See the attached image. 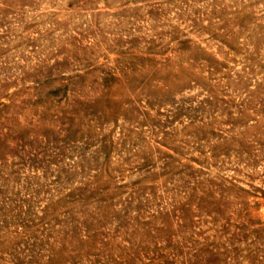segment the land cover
<instances>
[{"label": "rangeland", "instance_id": "1", "mask_svg": "<svg viewBox=\"0 0 264 264\" xmlns=\"http://www.w3.org/2000/svg\"><path fill=\"white\" fill-rule=\"evenodd\" d=\"M0 264H264V0H0Z\"/></svg>", "mask_w": 264, "mask_h": 264}]
</instances>
